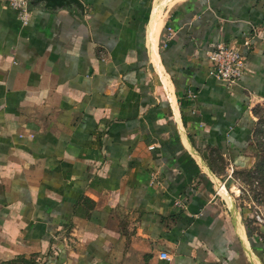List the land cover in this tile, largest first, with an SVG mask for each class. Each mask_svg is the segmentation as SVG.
<instances>
[{"label":"crops","instance_id":"crops-1","mask_svg":"<svg viewBox=\"0 0 264 264\" xmlns=\"http://www.w3.org/2000/svg\"><path fill=\"white\" fill-rule=\"evenodd\" d=\"M79 1L0 3V264H264L218 172L253 163L264 0Z\"/></svg>","mask_w":264,"mask_h":264},{"label":"rangeland","instance_id":"rangeland-1","mask_svg":"<svg viewBox=\"0 0 264 264\" xmlns=\"http://www.w3.org/2000/svg\"><path fill=\"white\" fill-rule=\"evenodd\" d=\"M257 129L253 144V163L248 168L225 171L221 160L220 174L229 175L227 190L236 207L247 216L246 226L256 238L264 241V109L257 113Z\"/></svg>","mask_w":264,"mask_h":264},{"label":"built area","instance_id":"built-area-1","mask_svg":"<svg viewBox=\"0 0 264 264\" xmlns=\"http://www.w3.org/2000/svg\"><path fill=\"white\" fill-rule=\"evenodd\" d=\"M9 8L13 9L24 26L30 24L33 6L31 0H0ZM252 39L244 41L243 46L247 50L252 48ZM210 74L229 86L237 84L247 72L248 57L240 47L235 44H219L208 53ZM164 259L168 258L163 254Z\"/></svg>","mask_w":264,"mask_h":264},{"label":"water","instance_id":"water-1","mask_svg":"<svg viewBox=\"0 0 264 264\" xmlns=\"http://www.w3.org/2000/svg\"><path fill=\"white\" fill-rule=\"evenodd\" d=\"M44 2L47 8L55 9L62 8L69 5H77L81 7L79 0H31V5L34 6L36 3Z\"/></svg>","mask_w":264,"mask_h":264},{"label":"trees","instance_id":"trees-1","mask_svg":"<svg viewBox=\"0 0 264 264\" xmlns=\"http://www.w3.org/2000/svg\"><path fill=\"white\" fill-rule=\"evenodd\" d=\"M249 229V228H248ZM250 230V229H249ZM250 232H252V230H250ZM253 233V232H252ZM264 234V233H263Z\"/></svg>","mask_w":264,"mask_h":264}]
</instances>
